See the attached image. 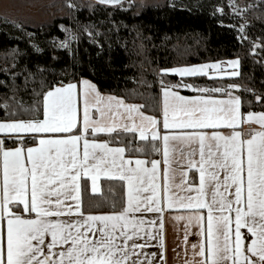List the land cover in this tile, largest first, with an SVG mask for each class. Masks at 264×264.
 Listing matches in <instances>:
<instances>
[{
    "label": "snow or ice",
    "instance_id": "6c2138e0",
    "mask_svg": "<svg viewBox=\"0 0 264 264\" xmlns=\"http://www.w3.org/2000/svg\"><path fill=\"white\" fill-rule=\"evenodd\" d=\"M227 65L161 68L158 115L85 79L19 105L32 118L0 121L15 145L0 138V264H167L165 213L183 222L181 264H264V112L241 111L238 84L164 81L237 76L239 61ZM102 177L121 182L119 204ZM154 240L158 258L144 251Z\"/></svg>",
    "mask_w": 264,
    "mask_h": 264
},
{
    "label": "trees",
    "instance_id": "16d2710c",
    "mask_svg": "<svg viewBox=\"0 0 264 264\" xmlns=\"http://www.w3.org/2000/svg\"><path fill=\"white\" fill-rule=\"evenodd\" d=\"M220 1L193 0L173 7L168 2L107 6L75 0V7L65 6L63 15L36 27L0 22V121L32 118L19 105L31 106L50 86L80 79L93 82L104 94L147 104L146 110L158 115L161 68L233 59L239 61V75L233 79L166 75L164 81L183 80L207 88L238 84L235 94L241 98V111L264 112V0H250L251 9L246 11L233 10L229 0ZM255 44L260 46L257 53ZM100 183L109 202L122 201L120 181ZM89 197L96 199L97 194L86 193V204Z\"/></svg>",
    "mask_w": 264,
    "mask_h": 264
},
{
    "label": "rangeland",
    "instance_id": "374dc122",
    "mask_svg": "<svg viewBox=\"0 0 264 264\" xmlns=\"http://www.w3.org/2000/svg\"><path fill=\"white\" fill-rule=\"evenodd\" d=\"M75 0H0V22L7 25H23L36 27L39 24L47 23L51 17L63 15V8L69 7V2L74 5ZM80 1V0H79ZM90 1L91 0H82ZM93 1V0H92ZM193 0H128L121 6L137 5H158L168 2L171 6H186ZM222 1V0H221ZM218 2V3H221ZM245 1L248 3L246 4ZM95 2V1H94ZM250 0H229L233 10L246 11L251 9ZM218 13H221L220 6L217 7ZM243 26V29H241ZM246 23H241L239 27L240 34L243 33ZM260 49L258 44L254 45V52ZM103 178V177H102Z\"/></svg>",
    "mask_w": 264,
    "mask_h": 264
},
{
    "label": "crops",
    "instance_id": "0c3cea01",
    "mask_svg": "<svg viewBox=\"0 0 264 264\" xmlns=\"http://www.w3.org/2000/svg\"><path fill=\"white\" fill-rule=\"evenodd\" d=\"M233 60H237V59H233ZM228 61H230V60L219 61L221 63V67L224 71H232V68L227 65ZM210 63H214V62H210ZM203 64H206V63H203ZM197 65H200V64H197ZM236 70H237L238 75H239V66ZM168 75H175V74H168ZM175 76L177 78H180V79L190 78V77H180L178 75H175ZM237 76H234V77H231V76H223V77H220V76H204V77H207L208 79H233V78H236ZM198 77H201V76H198ZM81 80H85V79H80V80H78L76 82H72V83H79ZM176 90H178V89H176ZM237 90L238 89H231L230 91H232L234 93V95H236L235 92ZM196 94H194V95H196ZM243 127L245 130H247L248 128H256L258 126L255 124H252V125L246 124ZM100 135H105V134H100ZM0 138H8V137L5 136L4 134H0ZM193 175L196 176V182L198 183L199 182L198 181V174L195 173L194 170L189 172V177H190L189 182H191V177ZM103 179H107V178H101V180H103ZM164 225H165L164 232H165L167 264H181V262L186 258L184 256V249H185L186 245L182 242L183 236H184L183 222L177 223V222L171 220L169 218L168 214L165 213ZM189 232H190L189 237H188L189 243H188L187 247L190 248L191 244L196 243L198 241L199 237L195 235L196 228L194 226L189 230ZM174 249L176 251H174ZM144 251L146 253L155 252L157 254V258L159 257V249L157 247V242L155 240L152 241V246L149 248H146Z\"/></svg>",
    "mask_w": 264,
    "mask_h": 264
},
{
    "label": "water",
    "instance_id": "95a60500",
    "mask_svg": "<svg viewBox=\"0 0 264 264\" xmlns=\"http://www.w3.org/2000/svg\"><path fill=\"white\" fill-rule=\"evenodd\" d=\"M93 1H95V2H97V3H99V4L107 5V6H116V5H118V4H120L121 2L126 1V0H116V2L111 3V4L100 3V0H93Z\"/></svg>",
    "mask_w": 264,
    "mask_h": 264
},
{
    "label": "flooded vegetation",
    "instance_id": "af4514ba",
    "mask_svg": "<svg viewBox=\"0 0 264 264\" xmlns=\"http://www.w3.org/2000/svg\"><path fill=\"white\" fill-rule=\"evenodd\" d=\"M128 0H126V1H123V2H121L120 4H118V5H122V4H124V3H126ZM118 5H116V6H118Z\"/></svg>",
    "mask_w": 264,
    "mask_h": 264
}]
</instances>
